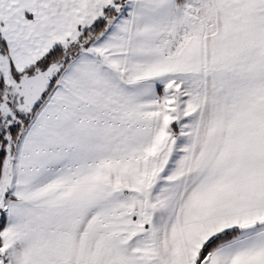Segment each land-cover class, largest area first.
<instances>
[{"label": "snow or ice", "instance_id": "obj_1", "mask_svg": "<svg viewBox=\"0 0 264 264\" xmlns=\"http://www.w3.org/2000/svg\"><path fill=\"white\" fill-rule=\"evenodd\" d=\"M0 264H264V0H0Z\"/></svg>", "mask_w": 264, "mask_h": 264}]
</instances>
